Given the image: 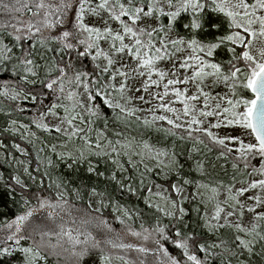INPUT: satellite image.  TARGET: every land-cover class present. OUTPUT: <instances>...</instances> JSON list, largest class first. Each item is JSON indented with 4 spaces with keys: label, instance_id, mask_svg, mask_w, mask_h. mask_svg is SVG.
<instances>
[{
    "label": "snow or ice",
    "instance_id": "6c2138e0",
    "mask_svg": "<svg viewBox=\"0 0 264 264\" xmlns=\"http://www.w3.org/2000/svg\"><path fill=\"white\" fill-rule=\"evenodd\" d=\"M0 207V264H264V0H0Z\"/></svg>",
    "mask_w": 264,
    "mask_h": 264
},
{
    "label": "rangeland",
    "instance_id": "374dc122",
    "mask_svg": "<svg viewBox=\"0 0 264 264\" xmlns=\"http://www.w3.org/2000/svg\"><path fill=\"white\" fill-rule=\"evenodd\" d=\"M128 239V241H130V242H137L136 241V238H134V237H128L127 238ZM140 243H146V242H143V241H139ZM149 246H150V244H149ZM129 255L132 257V259H136V256H137V253L135 252V250H133V251H131L130 253H129Z\"/></svg>",
    "mask_w": 264,
    "mask_h": 264
},
{
    "label": "trees",
    "instance_id": "16d2710c",
    "mask_svg": "<svg viewBox=\"0 0 264 264\" xmlns=\"http://www.w3.org/2000/svg\"><path fill=\"white\" fill-rule=\"evenodd\" d=\"M7 211V209L6 208H3V207H0V212H6ZM117 227H119V225L117 224L116 225Z\"/></svg>",
    "mask_w": 264,
    "mask_h": 264
}]
</instances>
